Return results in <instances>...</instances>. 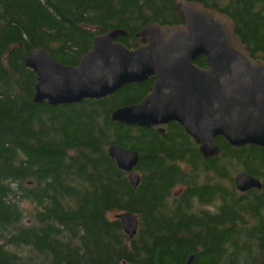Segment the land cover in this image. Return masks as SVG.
<instances>
[{
	"label": "trees",
	"instance_id": "16d2710c",
	"mask_svg": "<svg viewBox=\"0 0 264 264\" xmlns=\"http://www.w3.org/2000/svg\"><path fill=\"white\" fill-rule=\"evenodd\" d=\"M226 14L252 59L264 62V0H187ZM180 25L172 0H0V264H264V150L202 158L181 127L160 133L111 122L152 82L79 105H32L30 51L75 68L97 36L122 31L129 50L147 25ZM195 65L205 69L203 58ZM138 154L134 189L108 157ZM244 173L260 191L240 194ZM130 213L129 240L115 216Z\"/></svg>",
	"mask_w": 264,
	"mask_h": 264
},
{
	"label": "water",
	"instance_id": "95a60500",
	"mask_svg": "<svg viewBox=\"0 0 264 264\" xmlns=\"http://www.w3.org/2000/svg\"><path fill=\"white\" fill-rule=\"evenodd\" d=\"M172 6L180 25H147L136 35L134 50L117 43L124 32L112 31L95 37L75 68L56 63L44 49L30 51L24 65L36 76L32 105H79L151 80L149 94L111 112V122L143 130L176 124L207 161L220 155L216 139L235 149L264 150V62L252 59L226 14L194 1L172 0ZM200 58L205 69L195 65ZM107 154L136 189L138 154L120 147ZM233 184L240 194L261 190L259 181L244 173ZM114 219L129 240L136 236L134 215ZM193 261L191 256L186 264Z\"/></svg>",
	"mask_w": 264,
	"mask_h": 264
},
{
	"label": "flooded vegetation",
	"instance_id": "af4514ba",
	"mask_svg": "<svg viewBox=\"0 0 264 264\" xmlns=\"http://www.w3.org/2000/svg\"><path fill=\"white\" fill-rule=\"evenodd\" d=\"M149 81H151V80H149ZM152 82V81H151ZM152 85H153V82H152ZM157 130V129H156Z\"/></svg>",
	"mask_w": 264,
	"mask_h": 264
}]
</instances>
